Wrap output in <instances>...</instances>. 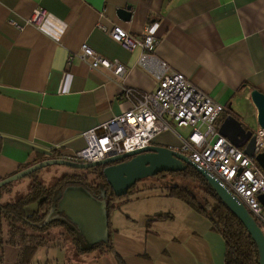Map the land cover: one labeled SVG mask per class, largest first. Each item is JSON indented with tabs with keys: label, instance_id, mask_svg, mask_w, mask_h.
I'll list each match as a JSON object with an SVG mask.
<instances>
[{
	"label": "crops",
	"instance_id": "1",
	"mask_svg": "<svg viewBox=\"0 0 264 264\" xmlns=\"http://www.w3.org/2000/svg\"><path fill=\"white\" fill-rule=\"evenodd\" d=\"M38 7L47 10L40 28L27 23ZM127 8L129 20L119 13ZM153 22H159L155 55L227 106L219 122L231 104L246 126L239 113L245 102L257 124L250 92H264V0H0V180L30 162L82 149L84 131L131 106L123 86L155 89L154 75L138 62L140 49L132 51L110 34L115 25L141 34ZM84 43L123 63L125 81L117 83L111 70L89 61L70 62ZM183 128L172 142L155 143L180 146L190 131ZM22 182L6 190L2 202H11L8 196L22 191ZM82 189L59 193L60 214L51 215L67 218L94 241L107 230L103 204ZM132 195L111 218L118 257L107 246L90 247L88 240L67 244L59 227L30 264H225V240L208 217L156 188ZM19 254V247L7 246L8 263Z\"/></svg>",
	"mask_w": 264,
	"mask_h": 264
},
{
	"label": "built area",
	"instance_id": "2",
	"mask_svg": "<svg viewBox=\"0 0 264 264\" xmlns=\"http://www.w3.org/2000/svg\"><path fill=\"white\" fill-rule=\"evenodd\" d=\"M47 10H33L27 23L41 27ZM18 27L22 25L17 24ZM105 30L106 27L102 26ZM159 22L148 23L141 34H132L115 25L110 34L130 50L140 49L138 62L152 73L157 81L153 91L143 92L123 86L122 92L131 106L94 128L83 132L86 145L66 158L76 162H95L155 143L159 133L172 131L179 137L178 128L190 129L180 146L181 152L205 171L221 181L254 217L264 234V204L259 195L264 193V171L255 155L264 151V128L258 123L249 127L256 136L255 155L235 146L219 132L220 118L227 106L193 84L179 71H170L168 64L155 55L159 42ZM75 57L89 61L91 66L104 67L113 72L114 80L123 83L127 67L118 60H111L84 43Z\"/></svg>",
	"mask_w": 264,
	"mask_h": 264
},
{
	"label": "trees",
	"instance_id": "3",
	"mask_svg": "<svg viewBox=\"0 0 264 264\" xmlns=\"http://www.w3.org/2000/svg\"><path fill=\"white\" fill-rule=\"evenodd\" d=\"M51 158H56V156L46 159ZM34 162L22 167L27 168ZM70 168L77 172L66 175L52 186H46L36 178L33 182L34 188L15 201L2 202L4 190L11 187V184L0 188V264H30L37 250L48 246L55 239L54 232H58L59 227L65 229V240L70 239L75 245L81 244L77 236V227L72 225L67 218L61 216L49 218L56 201V194L63 193L72 186H81L95 198L105 200L109 227L108 237L107 240L95 242L90 247L107 246L116 257L119 256L112 241V214L121 207L122 203L130 202L136 197L132 195L135 190L143 189H135L136 186H134L126 195L117 196L108 184L102 166L89 169ZM166 175H179L193 181V187L179 184L162 185L160 186L161 193L185 201L193 209L210 219L213 229L219 232L225 240V264H260L256 241L240 218L222 201L201 173L192 165H187L182 170L162 172L156 177L161 178ZM29 176H35V174ZM32 201L38 202V208L32 214H28L26 205ZM155 216L159 218L163 214L159 213ZM7 246L19 247L20 254L16 262H7Z\"/></svg>",
	"mask_w": 264,
	"mask_h": 264
},
{
	"label": "water",
	"instance_id": "4",
	"mask_svg": "<svg viewBox=\"0 0 264 264\" xmlns=\"http://www.w3.org/2000/svg\"><path fill=\"white\" fill-rule=\"evenodd\" d=\"M123 18L130 19L131 11L129 8L120 9ZM251 100L257 108V123L264 128V92L254 88L250 92ZM228 113L225 114L219 125V132L227 137L235 146L244 148L250 155H255L256 136L253 131L245 126L240 119L232 113L231 104ZM255 159L264 171V151L255 155ZM50 165H64L79 169H89L98 166L103 167V174L117 196L126 195L139 180L146 177L156 176L162 172H175L184 169L187 165H192L201 173L217 192L224 203L240 218L244 223L252 238L256 241L260 264H264V234L257 226V223L243 203L232 195V193L217 180L213 175L205 171L187 156L172 147L161 144H151L137 150L108 156L105 159L95 162H76L66 158H51L39 161L27 168H24L9 177L0 180V188L18 179L25 178L38 170ZM83 190V189H82ZM84 193L91 195L88 191ZM97 202L103 204L104 224L108 230V218L105 200H99L90 196ZM259 200L264 204V193L259 195ZM105 236H100L101 241L107 240L108 231ZM95 243V242H94Z\"/></svg>",
	"mask_w": 264,
	"mask_h": 264
},
{
	"label": "rangeland",
	"instance_id": "5",
	"mask_svg": "<svg viewBox=\"0 0 264 264\" xmlns=\"http://www.w3.org/2000/svg\"><path fill=\"white\" fill-rule=\"evenodd\" d=\"M245 103V102H244ZM241 106V108L239 109V113L243 116V118L245 119V124H247L246 126L252 127L255 126V120L253 119L252 116L248 115V107L247 104H244ZM253 104V102H251ZM250 104L249 106L253 107V105ZM256 108V107H255ZM257 111V110H256ZM254 120V121H253ZM178 129V127H176ZM179 130H181V132H185L184 128H179ZM175 138H179L174 132L172 131H165L163 132V134L159 133L156 137L155 140L158 141L159 143H165L166 141L168 142H172L173 140H175ZM161 141V142H160ZM158 143V144H159ZM80 171V170H79ZM75 172H77L75 169L70 168L68 166H64V165H50V166H46L40 170H38L37 172H35V176H27L25 178H21L18 179L11 184V186L13 187L14 185H17V183H19V181H24L23 185L25 186H21V188H23L22 191L19 190H15L14 193L10 194L8 197L7 201H15L17 200L20 196L24 195L25 193L29 192L30 190H32L34 188L33 186V182L37 179H39L40 181H42V183H45L46 186H52L54 185L57 181H59L60 179H62L63 177H65L66 175H72ZM21 183V182H20ZM170 185V184H179L182 186H189V187H193L194 183L193 181H190V179L188 178H183L179 175H166L164 177L158 178L156 176H151V177H146L144 179H141L137 182V184L135 185L136 188L135 189H143V188H151V187H155L156 189H159L160 192V186L162 185ZM10 190L11 187L7 188L4 190V192L6 190ZM135 192H137V190H135ZM11 193V191H7L6 194ZM60 192H58L56 194V198H58L60 196L59 194ZM56 203V202H55ZM54 203V205L52 206V211L55 213V216H58L60 214V212H58V209L56 208V204ZM126 203V202H124ZM122 203V204H124ZM38 208V202L37 201H32L29 202L26 205V211L28 212V214H32L36 209ZM56 211L58 213H56ZM52 215H50L49 218H51ZM77 236L80 240H82L81 242L85 243L87 240L88 242H90V246H92V244H94V242H100L101 241V237H96L94 239V241H91V239H89V237L87 236V234L85 233L84 229H78L77 228ZM67 244L71 243L70 239H67Z\"/></svg>",
	"mask_w": 264,
	"mask_h": 264
}]
</instances>
